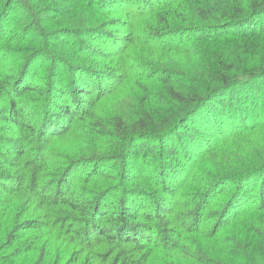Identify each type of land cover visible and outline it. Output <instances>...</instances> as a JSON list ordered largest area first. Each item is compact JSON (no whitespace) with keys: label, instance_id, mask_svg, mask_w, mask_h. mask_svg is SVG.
Segmentation results:
<instances>
[{"label":"trees","instance_id":"obj_1","mask_svg":"<svg viewBox=\"0 0 264 264\" xmlns=\"http://www.w3.org/2000/svg\"><path fill=\"white\" fill-rule=\"evenodd\" d=\"M130 8L139 12L122 17L126 26L116 29L113 20ZM114 30L130 63L139 39L147 54L171 58L144 71L163 79L162 91L151 92L153 101L146 95L149 103L140 104L134 121L121 127L118 118L115 129L95 114L102 82L131 77L128 65L114 66L116 54L106 52ZM97 34L104 51L96 50ZM120 127L124 140L116 137ZM258 132L264 133V0H0V264H264V141L204 178L188 164L193 154L210 157ZM69 138L84 151L61 152L58 145ZM110 143L120 150L109 154L112 161L153 159L158 175L139 177L153 185L123 189L118 203H108L112 186L98 188L96 181L123 185L135 175L90 171L84 195H50L71 190L66 179L79 160L94 162L81 158L86 148ZM186 180L201 188L197 215L214 197L207 206L215 220L209 230H194L201 240L191 243L158 222L168 195L154 200L155 188Z\"/></svg>","mask_w":264,"mask_h":264},{"label":"rangeland","instance_id":"obj_2","mask_svg":"<svg viewBox=\"0 0 264 264\" xmlns=\"http://www.w3.org/2000/svg\"><path fill=\"white\" fill-rule=\"evenodd\" d=\"M47 4L38 2L37 6L45 7ZM136 12H139L138 8H130V10L121 11L120 14H118V18L116 20H113V23L117 27L119 25L126 26V20L122 19L125 16ZM119 16L121 18H119ZM135 18H138V21H140L141 18L136 16ZM113 35H116V30L113 31ZM105 35V34H104ZM130 36L128 34L126 37ZM98 39L96 40V45L99 47V51L105 46L104 43H102L101 40V34H97ZM110 37V36H109ZM140 37V36H139ZM144 38V37H143ZM145 39V38H144ZM177 39V38H175ZM137 41L135 46L133 47V50L131 51L133 58L132 62L130 63L128 59H125V56L119 54L121 53L120 48L122 46L121 36H117L113 39L111 43H108L106 46H110L106 52L108 54L116 56L111 61L114 66L121 67L124 64L128 65V73L131 75V77H125L124 74L118 75L115 78V81L107 82L103 81L102 86L104 92V99L100 100L99 103L95 105V114H97L101 118L107 119L106 121L113 126V129H115L114 122L118 121L119 118L120 123H126L128 125V122L134 121V117L138 114V112L141 111L140 104L149 103L148 101H145V96L149 95V99L153 101V98L155 99V96L153 94L159 91H162L161 83L163 79L160 78V76L156 72H144L146 70H150L151 68H154V65L156 66L157 63L165 62L168 60H171L169 56L166 55V53H156L154 54H147L146 52L150 49L146 46L147 44H144V42ZM92 45L93 43L90 42ZM172 43V42H167ZM79 49V45L77 46ZM120 48V49H119ZM118 54V55H117ZM142 56V57H141ZM45 57V56H44ZM66 57L69 58V54H66ZM153 60H152V59ZM73 59V58H71ZM143 63H140L136 65L137 61H141ZM11 61H13L11 59ZM83 61V60H81ZM103 65V64H102ZM41 65L37 66V64H33V68L37 69V72L43 76L46 77L48 75V72L44 69L39 68ZM141 69H144L143 71ZM170 69V68H168ZM64 68H62V71ZM72 79V78H71ZM99 96H100V91ZM56 95L53 94V96ZM52 96V95H51ZM156 100H158L156 98ZM149 106V105H148ZM137 112V114H135ZM121 127L118 129L116 137L118 135V138L120 134L123 136V140L125 137H127V131H122ZM171 136V135H170ZM118 138L113 140V143L115 145L118 144ZM154 140H150V142H153ZM233 140H230L226 143H224L221 147H219L217 153L215 155H211L210 157H205L207 153L201 154L196 153L192 155V158L188 162V164H191L190 170L192 171V174L199 178H204L206 175L205 173L208 170H211V168L217 167L218 169L225 166L229 162H233L235 157L238 158V156L249 153L253 149H256L258 146L262 145V142L264 141V133L258 132L255 134L246 135L245 137H242L241 139H236L234 142H231ZM111 144V143H110ZM107 144H103L100 146H97V148H86V151L82 154V159H92L91 161L94 162H85L79 164L81 161L77 163V166L74 168L72 175H70L69 178L66 179L67 185L72 186L71 190H62L60 193L55 192V189L53 192L50 193L51 196H55L59 199H65L69 195H76L82 196L83 189H89L92 187V184L88 182L89 179H92L94 176L91 174H102V173H109V174H118L121 172V174L129 173L128 175L132 176L133 181H127L128 184H110L109 182L98 180L96 181V185H98V188L101 187L107 188L109 185L112 186L111 189L114 190L111 194L107 196L108 203H118L116 202V197L119 194L120 191L123 189L128 188V194L134 193L136 188L145 187L147 188L150 185H153V183H146V181H140L139 177H144V174L147 176H154L158 175V166L156 162L153 161V159H148L146 155L144 157H141V159L137 160H131L129 162H126V164L122 161H112L110 159V153L114 154V152L120 151L118 147L111 144V146ZM122 146V145H121ZM58 148L61 152L74 155L76 153H81L84 151V147L80 144L79 140L75 138H69L68 140L62 141ZM112 148V149H111ZM214 156H217L218 158L215 160ZM80 158V159H81ZM202 161H203V167H202ZM79 164V165H78ZM120 164L122 165V168L119 169ZM129 166L126 170V166ZM106 165V166H105ZM143 165H145L143 167ZM133 166H136V168H133ZM184 166H186V163H184ZM205 170V171H204ZM207 170V171H206ZM91 171V174H90ZM189 171V168H188ZM157 173V174H156ZM5 183V182H4ZM8 184V183H7ZM181 184V183H180ZM178 185H171L166 184V188H155V195L157 196V199L161 196L163 197V194L166 193L168 196L166 197L168 199L167 205L163 204L161 207H163V210L161 208L160 212H165V220L159 219L158 222L164 221L163 224H165V227L170 228V231H173L176 229L175 235L170 234L169 232H166L171 237L183 234L187 238H189V243H191L192 240H201L198 239L196 233H193L194 230L197 231H206L209 230L210 227L213 224V221L215 220V212L210 207L207 206V202L212 203L213 196L209 197L207 200L204 201V206L200 210L201 216L197 215L195 211H197L198 206V200L196 198V195L198 194L199 190L201 189L199 185H196V183H191V181H184L181 184ZM9 187L15 186L14 184H9ZM142 191V190H141ZM144 192V191H142ZM165 199V198H162ZM128 199H125L126 202ZM171 202V203H170ZM152 203L148 202V206L152 207ZM154 213L157 212L158 215H160L158 209H153ZM162 215V214H161ZM175 215V216H174ZM214 215V218H213ZM163 217V218H164ZM178 221L179 224H176L175 227L172 225L171 222ZM165 221H168L170 224L166 225ZM158 231L163 230V226H157ZM71 228V226H70ZM160 234V233H159ZM158 233H156V237H160ZM192 245V244H191ZM80 248L84 249L83 246L79 245ZM49 249V247H47ZM80 264H95V262H88L85 263L84 261Z\"/></svg>","mask_w":264,"mask_h":264}]
</instances>
